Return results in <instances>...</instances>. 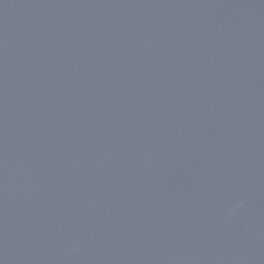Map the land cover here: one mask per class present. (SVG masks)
Instances as JSON below:
<instances>
[{
	"label": "water",
	"instance_id": "obj_1",
	"mask_svg": "<svg viewBox=\"0 0 264 264\" xmlns=\"http://www.w3.org/2000/svg\"><path fill=\"white\" fill-rule=\"evenodd\" d=\"M0 264H264V0H0Z\"/></svg>",
	"mask_w": 264,
	"mask_h": 264
}]
</instances>
